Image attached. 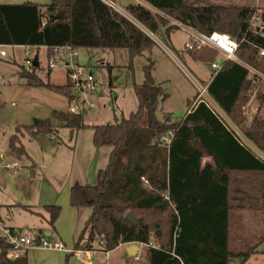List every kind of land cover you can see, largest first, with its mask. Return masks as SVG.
Wrapping results in <instances>:
<instances>
[{
  "label": "trees",
  "instance_id": "trees-1",
  "mask_svg": "<svg viewBox=\"0 0 264 264\" xmlns=\"http://www.w3.org/2000/svg\"><path fill=\"white\" fill-rule=\"evenodd\" d=\"M130 3L123 13L104 0H51L41 5L0 3V42L11 46L56 47L102 50L126 48L130 66L134 57L151 51L156 44L149 35L174 26L160 12L186 22L202 32L220 31L240 41L249 36L247 24L254 6L220 4L202 0H142ZM46 11H56L49 16ZM147 30V31H146ZM196 61L213 62L219 54L210 48L190 51ZM238 57L264 72V58L251 43L240 45ZM39 66V65H38ZM21 67L19 76L29 86H44L70 98L69 85H55ZM154 62L144 66L143 84H135L138 107L114 123L94 125L93 143L111 148L109 162L101 169L94 185L75 182L70 188V204L88 207L91 213L76 242L92 249L95 242L104 251L120 244L144 243L145 264H243L258 253L257 243L245 236L244 210H264V160L227 127L205 102H197L181 120L171 113L158 115L168 93L153 76ZM252 81L247 71L234 61L223 62L209 82L207 91L220 108L230 115L256 146L264 151V112L245 120V106L251 96ZM264 108V93L257 95ZM244 113V114H243ZM146 123H142L144 117ZM70 129L71 136L86 127L81 112L53 110L51 117L32 125L18 126L10 137L12 152L25 154L20 136L55 134L52 120ZM174 130L169 148L158 138ZM206 156L211 161L203 162ZM148 180L144 184L142 178ZM168 194L169 198L166 197ZM25 210L33 208L22 205ZM48 224L54 228L61 212L59 205H46ZM132 212L138 223L125 219ZM264 238V237H263ZM9 245H1L0 264H28L27 255L6 259Z\"/></svg>",
  "mask_w": 264,
  "mask_h": 264
},
{
  "label": "rangeland",
  "instance_id": "rangeland-1",
  "mask_svg": "<svg viewBox=\"0 0 264 264\" xmlns=\"http://www.w3.org/2000/svg\"><path fill=\"white\" fill-rule=\"evenodd\" d=\"M202 1L264 5V0ZM115 7L126 13L120 1H115ZM164 30L156 34L146 30L156 44L151 51L134 57L131 66L126 48L77 49L79 56L76 62L93 72L98 82L97 90L89 95L92 105L82 104L79 107L87 126L77 131L74 136H71L69 128L61 126L55 119L52 120L58 128L55 134L33 136L32 131L23 130L20 138L25 154L22 155L12 152L9 147L10 137L16 133V128L51 117L53 110L68 111L69 100L64 94L47 87L27 85L18 71L22 66L26 67L27 58L37 56L39 66L36 73L39 77L55 85H64L67 81L65 61L70 59V50L64 48L49 55L47 47L17 46L7 49L8 57L0 61V211L6 223L18 225L35 221L37 228L43 226L41 223L44 221L35 214L15 206L16 202L30 204L42 210L45 204H58L61 206V212L55 224L63 223L68 226V220L74 211L73 234L69 240L64 241L71 248L76 246L91 209L70 204L71 185L78 181L88 185L96 184L99 171L107 167L111 152L108 146L94 145L92 126L114 123L116 119L127 117L137 109L138 97L134 85L143 84L144 66L149 60L154 62L153 76L156 83L168 93V98L160 103V117L171 113L174 120H181L190 107L189 101L192 105L193 102L203 99L198 97L197 82H209L213 76L212 68L208 62L194 60L184 49L188 38L186 32L177 27L169 33ZM50 61L56 64L52 69L49 68ZM259 102L252 101L250 116L243 111L247 122H250L256 113L263 114L264 108L258 112ZM227 116L236 125L239 133L245 136L242 125L230 115ZM146 120L145 116L142 123L145 124ZM8 164L12 165L13 169H7ZM242 214L245 236L257 243L258 250L245 264H264V210H244ZM49 231L50 235L45 236L49 240H55L56 232L53 228H49ZM80 245H85V240ZM94 246L98 249V242H95ZM145 249L146 246L140 247V259L137 262L134 257L129 256L127 246L117 247L109 251L108 255L98 249L99 252L91 259L103 264H144ZM86 255L83 254L84 257ZM231 264L243 262L241 258H235Z\"/></svg>",
  "mask_w": 264,
  "mask_h": 264
},
{
  "label": "built area",
  "instance_id": "built-area-1",
  "mask_svg": "<svg viewBox=\"0 0 264 264\" xmlns=\"http://www.w3.org/2000/svg\"><path fill=\"white\" fill-rule=\"evenodd\" d=\"M111 6L115 7V2L112 0H104ZM169 22V25L180 28L188 34V38L184 43V49L187 52L197 51L203 48H210L215 50L219 54V58L209 65L213 70V76L221 70L223 62L230 60L238 63L247 71V79L252 81L253 86L251 88V96L248 103L245 106V112L250 116L252 109L250 107L252 101L256 100L259 102L257 97L259 90L264 93V72L259 68L255 67L249 62L238 57L237 53L240 45L245 42H251L257 49L259 56L264 58V5L257 4L251 11L248 24L247 33L249 36H253L254 39H261L263 44L255 42V40H249L248 37L244 36L240 41L235 40L230 34L220 31H213L211 33H205L197 29L196 27L180 21L166 13L160 12ZM149 32V31H148ZM151 33V32H150ZM150 35V34H149ZM11 45H6L0 42V59H5L8 57V48ZM70 50V59L65 63L67 71V84L70 87L71 96L69 100V114H76L80 112V106L82 104L92 105L89 102V95L94 93L98 88V82L93 74V72L86 70L83 66L76 62V58L79 56L77 49H72L69 46L66 47H56L55 52L58 53L62 49ZM56 66L53 61L49 62V68L52 69ZM36 66L34 65V57L26 59V69L32 71ZM212 76V77H213ZM199 89L198 97H203V99L198 100L205 102L209 107H211L215 113L223 120V122L230 128L235 135L240 139V141L249 147L259 158L264 160V153L261 152L258 146H256L247 136H243L242 133L237 129L236 125L229 119L227 114L220 108V106L211 98L207 91V83L201 84L197 82ZM1 104V103H0ZM260 105V102H259ZM259 106L257 107V109ZM175 136V131L170 129L162 133L158 141L159 143L169 148L172 140ZM255 145V147H254ZM7 169H13V166L8 164ZM145 185H148V180L142 178ZM166 197L169 198L168 194ZM9 245V249L5 254V257L9 261H15L20 257L28 254V252L35 248L48 249V250H58L71 252L72 250L67 249L62 242L49 240L46 237H41L36 240L35 235L28 230H24L18 227H13L6 223L4 219L0 217V251L1 245ZM131 244V243H128ZM141 247L147 246L144 243H138ZM105 252L108 255L109 251L99 250ZM95 249H89V253L92 255L99 252ZM135 260H139V252L134 256ZM108 264V263H107Z\"/></svg>",
  "mask_w": 264,
  "mask_h": 264
},
{
  "label": "crops",
  "instance_id": "crops-1",
  "mask_svg": "<svg viewBox=\"0 0 264 264\" xmlns=\"http://www.w3.org/2000/svg\"><path fill=\"white\" fill-rule=\"evenodd\" d=\"M43 1V2H42ZM46 0H0V3H3V4H21V3H24V2H34V3H38V4H41V5H46V4H49V2H44ZM112 1H120L121 3V6L125 9L127 7V5H129L130 3H143L144 2L142 0H112ZM14 47H17V46H12L11 48L14 49ZM20 47H23V46H20ZM61 54V53H60ZM4 59H0V61H2ZM68 60L65 61V63H67ZM67 83V81H66ZM65 83V84H66ZM190 102H188V105L190 106L188 108V111L186 112V114L193 108V106L197 103V102H193L192 105H190ZM251 107V105H250ZM94 132V131H93ZM92 141H93V137H92ZM260 149V148H259ZM262 153H264V151L262 149H260ZM257 156V154H256ZM258 157V156H257ZM207 161H211V157L210 156H206L203 160V162H207ZM79 182V181H78ZM75 183V182H74ZM73 183V184H74ZM81 183V182H80ZM83 183V182H82ZM72 184V185H73ZM84 184V183H83ZM71 185V186H72ZM66 203V202H65ZM22 205H26V206H29L31 208L34 209V211H37V212H40L42 213L44 216H40L38 215L36 212H32V211H28V210H25ZM46 205H53V204H45L44 207ZM55 205H58V204H55ZM15 206L19 207L20 209L22 210H25L27 212H30L32 214H35L36 216H38V218L41 220V221H44V223H41V225H43L42 227H36V223L35 221H31L30 224H18V225H13V224H10L8 223L9 225L13 226V227H18V228H21V229H24V230H28V231H31L34 235H35V238L36 240L40 239L41 237H46L45 235H50V231H49V228L52 229V227L48 224L47 222V218H48V213L43 209H40L39 207H35L33 205H30V204H24V203H20V202H16L15 203ZM61 207V206H60ZM74 211H72L73 213ZM70 215V220H68V226H64L63 223H57L55 224L54 226V231L56 232L57 236L54 238L55 240L54 241H60L63 243V245L67 248V249H70L72 250L71 252H66V251H58V250H48V249H41V248H35V249H32L28 252L27 254V259H28V264H103V263H99V262H93L92 261V257H94L96 254L92 255L91 253H89V249H83L82 246H76L74 248H71L68 246V244L64 241V239L66 240H69L70 239V236L71 234H73V220H74V213ZM91 213V212H90ZM242 214V211L240 212ZM90 215V214H89ZM243 215V214H242ZM0 217L3 219V215L0 211ZM89 217V216H88ZM244 218V217H243ZM88 219V218H87ZM86 219V220H87ZM86 222V221H85ZM26 225V226H24ZM32 225V226H30ZM85 225V224H84ZM46 231V232H45ZM47 238V237H46ZM128 243H125V244H120L118 247H121V246H127L128 247ZM99 247V246H98ZM141 247V246H140ZM92 249H95V250H100V248H96L95 246L92 248ZM113 251V250H111ZM140 251V250H139ZM138 251V252H139ZM83 254H87L85 257L88 258V260L83 256ZM136 262L139 261V260H135ZM144 262L146 263V251L144 253ZM144 263V264H145Z\"/></svg>",
  "mask_w": 264,
  "mask_h": 264
},
{
  "label": "water",
  "instance_id": "water-1",
  "mask_svg": "<svg viewBox=\"0 0 264 264\" xmlns=\"http://www.w3.org/2000/svg\"><path fill=\"white\" fill-rule=\"evenodd\" d=\"M46 14L49 15V16H56L57 13H56V11H46ZM34 65L35 66L39 65V61H38V57L37 56L34 57ZM125 219L130 221V222H133V223H138L139 222V218L136 217L132 212H128L125 215ZM139 250H140V245L138 243H131L127 247V252L129 254V256H131V257L136 256V254L138 253Z\"/></svg>",
  "mask_w": 264,
  "mask_h": 264
}]
</instances>
